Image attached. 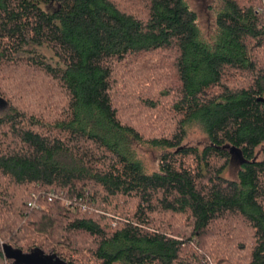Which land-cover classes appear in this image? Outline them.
<instances>
[{
  "label": "trees",
  "instance_id": "obj_1",
  "mask_svg": "<svg viewBox=\"0 0 264 264\" xmlns=\"http://www.w3.org/2000/svg\"><path fill=\"white\" fill-rule=\"evenodd\" d=\"M212 1L0 0V264H264V0Z\"/></svg>",
  "mask_w": 264,
  "mask_h": 264
},
{
  "label": "rangeland",
  "instance_id": "obj_2",
  "mask_svg": "<svg viewBox=\"0 0 264 264\" xmlns=\"http://www.w3.org/2000/svg\"><path fill=\"white\" fill-rule=\"evenodd\" d=\"M189 5L195 9L198 12L199 16V26L203 30L204 33L210 32L212 33L214 28L213 23V12L211 10V6L213 4L212 0H188ZM31 50H35L37 53L43 55L48 61L53 62L52 53L49 49L46 47H40V46H32L28 47ZM8 110L7 104L0 99V115L6 113ZM206 136L201 130L197 129L195 126H190L188 128V135L186 140L184 141V144L186 145H196V144H202L205 142ZM135 152L137 156L145 162L146 166L150 170H155L157 168V157L158 152L142 145L135 146ZM240 156L237 157L239 159ZM235 166H233L230 169H227L224 173L226 177H234L235 176Z\"/></svg>",
  "mask_w": 264,
  "mask_h": 264
},
{
  "label": "built area",
  "instance_id": "obj_3",
  "mask_svg": "<svg viewBox=\"0 0 264 264\" xmlns=\"http://www.w3.org/2000/svg\"><path fill=\"white\" fill-rule=\"evenodd\" d=\"M30 205H33V206H34V205H35V203H34V202H31V203H30Z\"/></svg>",
  "mask_w": 264,
  "mask_h": 264
}]
</instances>
